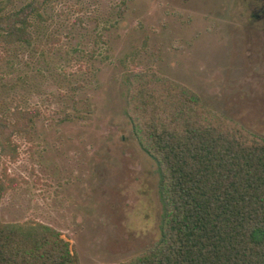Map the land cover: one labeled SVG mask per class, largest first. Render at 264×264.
Masks as SVG:
<instances>
[{"label": "rangeland", "instance_id": "374dc122", "mask_svg": "<svg viewBox=\"0 0 264 264\" xmlns=\"http://www.w3.org/2000/svg\"><path fill=\"white\" fill-rule=\"evenodd\" d=\"M70 1L33 45H0V113L42 112L29 136L14 137L15 155L0 146V215L55 229L80 264H124L160 239L163 212L127 73L173 79L264 136V1L128 0L123 18L121 0H85L83 13ZM78 15L85 25H69Z\"/></svg>", "mask_w": 264, "mask_h": 264}, {"label": "trees", "instance_id": "16d2710c", "mask_svg": "<svg viewBox=\"0 0 264 264\" xmlns=\"http://www.w3.org/2000/svg\"><path fill=\"white\" fill-rule=\"evenodd\" d=\"M84 1L75 0L80 13ZM70 2L26 0L17 6L16 0H0V45H33L51 13L60 7L56 14H66ZM118 9L123 18L128 0ZM80 16L69 25H85ZM95 41L104 36L97 34ZM88 56L94 58L96 50ZM127 80L134 130L158 166L163 212L160 239L124 264H264V136L155 71L128 72ZM41 114L39 107L20 105L10 116L0 113L1 153L15 155L14 137L29 136ZM6 191L0 177V204ZM0 264L80 262L55 229L5 222L0 215Z\"/></svg>", "mask_w": 264, "mask_h": 264}, {"label": "flooded vegetation", "instance_id": "af4514ba", "mask_svg": "<svg viewBox=\"0 0 264 264\" xmlns=\"http://www.w3.org/2000/svg\"><path fill=\"white\" fill-rule=\"evenodd\" d=\"M257 16L264 19V4L260 5L259 9L257 10Z\"/></svg>", "mask_w": 264, "mask_h": 264}]
</instances>
